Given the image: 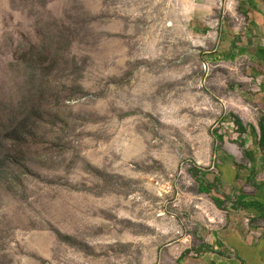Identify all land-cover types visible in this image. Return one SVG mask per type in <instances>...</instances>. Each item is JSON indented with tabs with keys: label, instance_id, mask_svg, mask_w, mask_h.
<instances>
[{
	"label": "rangeland",
	"instance_id": "rangeland-1",
	"mask_svg": "<svg viewBox=\"0 0 264 264\" xmlns=\"http://www.w3.org/2000/svg\"><path fill=\"white\" fill-rule=\"evenodd\" d=\"M207 2L0 0V264H213L264 223V30Z\"/></svg>",
	"mask_w": 264,
	"mask_h": 264
},
{
	"label": "crops",
	"instance_id": "crops-1",
	"mask_svg": "<svg viewBox=\"0 0 264 264\" xmlns=\"http://www.w3.org/2000/svg\"><path fill=\"white\" fill-rule=\"evenodd\" d=\"M207 1V4H213L216 9L224 2V0ZM237 5L243 12L244 19L252 16L254 30L261 33L264 30V0H238ZM262 126L264 128V125ZM253 197L245 200L244 203H255L254 207L240 208L250 217L262 218L261 220L264 221V183L257 187ZM216 244L218 253H212L215 255L211 259L213 264H264V223L246 225L241 232L240 229L225 231L222 239Z\"/></svg>",
	"mask_w": 264,
	"mask_h": 264
},
{
	"label": "trees",
	"instance_id": "trees-1",
	"mask_svg": "<svg viewBox=\"0 0 264 264\" xmlns=\"http://www.w3.org/2000/svg\"><path fill=\"white\" fill-rule=\"evenodd\" d=\"M237 125L239 126V123L237 122ZM259 131H260V135H259V143L260 145H263L264 144V128L263 126L260 124L259 125ZM215 205L217 207H219V204L217 203L218 201L215 200ZM238 206L240 207H254L255 206V203H244V202H237Z\"/></svg>",
	"mask_w": 264,
	"mask_h": 264
}]
</instances>
